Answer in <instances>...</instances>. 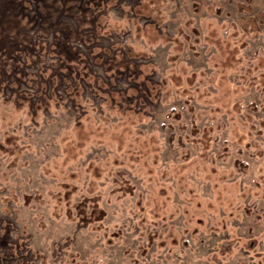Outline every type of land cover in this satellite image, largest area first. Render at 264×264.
I'll return each instance as SVG.
<instances>
[{
    "label": "rangeland",
    "instance_id": "obj_1",
    "mask_svg": "<svg viewBox=\"0 0 264 264\" xmlns=\"http://www.w3.org/2000/svg\"><path fill=\"white\" fill-rule=\"evenodd\" d=\"M0 264H264V0H0Z\"/></svg>",
    "mask_w": 264,
    "mask_h": 264
},
{
    "label": "trees",
    "instance_id": "obj_2",
    "mask_svg": "<svg viewBox=\"0 0 264 264\" xmlns=\"http://www.w3.org/2000/svg\"><path fill=\"white\" fill-rule=\"evenodd\" d=\"M26 1L27 0H21V3L22 4H25L26 3ZM24 6V5H23ZM80 26L82 25V22L79 24ZM78 25V26H79ZM79 37H82V34H80V36H78V38ZM66 56H68L67 54H66ZM66 58V57H65ZM13 59V58H12ZM11 59V60H12ZM13 73H12V71L11 72H9L7 75H6V77H7V79H9L10 78V76L12 75ZM17 75H21L22 76V74H17ZM42 89V88H41ZM40 89V90H41ZM23 95H25V92H23V94H22V96ZM37 95V94H36ZM36 95H34V94H30V96H31V98L33 97V98H35V96ZM19 98V97H18ZM20 100V99H19ZM50 100H51V96L49 95H45L44 96V98H38L37 99V103H40V104H43V103H45V102H47L49 105H50ZM58 102H61V101H58ZM76 104V103H75ZM36 105V101L34 102V103H32L31 102V113H32V115L33 116H36L37 115V106H35ZM38 109H39V107H38ZM81 124H78V127L80 126ZM8 138H10L9 136H8ZM236 166L239 168V169H242L243 168V165H244V163H241L239 160H236ZM244 170H246V168L244 167Z\"/></svg>",
    "mask_w": 264,
    "mask_h": 264
}]
</instances>
